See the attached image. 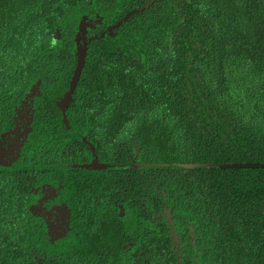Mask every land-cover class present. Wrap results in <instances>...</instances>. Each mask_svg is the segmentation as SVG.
<instances>
[{
	"label": "trees",
	"instance_id": "obj_1",
	"mask_svg": "<svg viewBox=\"0 0 264 264\" xmlns=\"http://www.w3.org/2000/svg\"><path fill=\"white\" fill-rule=\"evenodd\" d=\"M83 17L100 23L89 28L67 126L101 151L138 149L148 173L147 193L134 180L138 192L170 212L191 264H264V0H0V153L19 109L33 112L20 161L0 154V264H49L36 179L19 175L37 168L35 183L46 185L49 160L72 144L60 109ZM118 23L113 37L95 39ZM122 206L111 201L105 213L93 201L99 216L85 224L114 217L138 248L168 249L136 221L137 204Z\"/></svg>",
	"mask_w": 264,
	"mask_h": 264
},
{
	"label": "flooded vegetation",
	"instance_id": "obj_2",
	"mask_svg": "<svg viewBox=\"0 0 264 264\" xmlns=\"http://www.w3.org/2000/svg\"><path fill=\"white\" fill-rule=\"evenodd\" d=\"M93 30H87V40L92 38ZM114 31L113 26L108 27L102 30L99 36L104 34V37H113ZM110 33L113 35L110 36ZM30 107L19 109L17 122L13 125L11 136L3 148L13 145L12 154L6 155L8 158L14 156L12 164L15 160L20 161L22 153L26 152L24 149L27 145L24 140L30 133L33 122V112ZM66 130L67 134L73 138L72 144L69 143V146L64 149L63 157L49 160L51 166L45 168L46 177L49 178L46 185L38 186V183H35L38 177L45 173L37 168L32 167L31 172L27 169L19 175L31 174L32 178L36 179L32 185L36 184L37 187H33L31 191L37 198L35 210L40 215L38 219L43 222L47 232L46 238L51 246L47 254L49 264H57L60 257L65 259V264H186L187 259L191 264L192 256L189 251L182 248L180 237L172 224L170 212L166 209L161 212L152 210L145 203V195H140L138 192L136 182L143 184L145 193L148 191V173L141 171L137 163L138 149L134 156L129 154L127 146L111 148V151L102 148L101 151L100 146L95 144L96 141L87 139L83 131L75 132L68 126ZM31 154L32 160L36 158L35 150ZM94 164L96 167H92ZM143 172L144 177L139 180L137 175ZM57 180L61 181V186L55 184ZM88 183H98L96 191L93 189L86 192ZM133 186L136 190L130 194L129 190H132ZM119 198L125 204L122 209L130 211L132 206L137 204L139 217L136 221L140 222L142 228L147 231L150 224L153 225L160 232L156 237L164 240L165 245L163 244L164 246L160 248L167 247L166 251L161 249L149 251L148 242L146 247L138 248L142 245L139 240L134 243L132 236L117 233L116 220L118 219L114 217L110 218L109 223H101L95 228L85 224L91 217L99 216L90 209L91 202L96 201L102 204L101 211L106 213V210L112 211L108 208V204L112 201L116 206ZM114 213L116 214V211ZM145 237L147 239L148 235L146 234ZM91 242H95L94 248ZM159 256L162 258L156 260ZM41 263L42 259H39L38 264Z\"/></svg>",
	"mask_w": 264,
	"mask_h": 264
},
{
	"label": "water",
	"instance_id": "obj_3",
	"mask_svg": "<svg viewBox=\"0 0 264 264\" xmlns=\"http://www.w3.org/2000/svg\"><path fill=\"white\" fill-rule=\"evenodd\" d=\"M129 17V16H127ZM126 17V18H127ZM100 23V20H96V21H91L89 20L87 17H83L78 24V31L75 37V51H76V61H75V68L72 72L70 81L68 83V88L67 91L64 93L61 102H62V106H61V113L63 116V122L64 125L67 126V123L65 121V112L66 109L69 105V103L71 102V97L73 92L76 89L77 83L80 79L83 67H84V62H85V56H86V52H87V45L88 43L91 42V40H87V29H92L94 27L95 24ZM121 23H118L117 25L114 26V29L118 28L120 26ZM111 31V30H110ZM58 34V32H57ZM110 36H112L113 34L110 33ZM104 34H101L99 37L95 38V39H99V38H103ZM38 85H39V81L35 84V86L33 87V91L37 92L38 90ZM25 106H27V103H25ZM20 117V115H19ZM18 132L19 130L16 129ZM15 130V131H16ZM90 150L94 153L93 148L89 145ZM13 145L10 144L6 149H2L1 150V156L4 155H9L12 154L13 150ZM12 160V159H11ZM92 167H96V164L92 165Z\"/></svg>",
	"mask_w": 264,
	"mask_h": 264
}]
</instances>
